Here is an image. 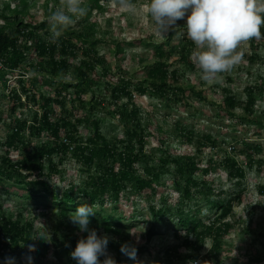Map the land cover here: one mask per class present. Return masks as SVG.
Masks as SVG:
<instances>
[{"label":"trees","instance_id":"obj_1","mask_svg":"<svg viewBox=\"0 0 264 264\" xmlns=\"http://www.w3.org/2000/svg\"><path fill=\"white\" fill-rule=\"evenodd\" d=\"M29 4V0L17 3L12 0L0 5V90L1 97L11 102L6 118L11 119L17 109L29 104L37 106L39 111L33 113L29 121L25 118L10 121V132L0 141V187L9 197V189L17 187L13 197L19 199L17 208L21 210L16 216L0 213L1 262L4 264L17 255H25L27 249L42 257L43 253L38 249L45 250L47 246L40 242L31 222L21 219L23 211L34 207L54 211L50 247L60 264H76L69 253L80 238L70 234L69 217L80 204H88L96 210L89 217L91 229L101 230L109 238H118L107 245V249L116 254L114 260L118 264L124 239L143 218L137 210L141 207L140 202L146 203L144 209L149 216L147 239L157 235L158 227L170 226L177 239L180 231L184 233L182 243L194 253L186 259H195L205 241L210 239L211 250L204 259L212 258L218 262L221 240L232 229V224L225 220L232 213L234 201L240 203V192L235 191L237 194L233 198L228 197V192L216 189L213 182L204 178L217 165L240 189L246 170L258 163L254 156L263 150L258 142L249 143L234 136V145L227 152L220 148L225 140L218 141L210 132L196 133L194 124L201 118V122L210 120V126L220 129L232 127L236 131L235 127L240 125L258 130L261 124L252 115L257 99L264 92L260 77L258 84L244 87V100L223 88L219 105L207 102L201 91L176 86L182 79L176 64L187 70L194 69L191 58L194 45L182 34L184 23L180 22L158 42L110 41L113 54L117 56L123 54L125 47L140 44L146 52L153 54L155 61L142 67L144 76L141 80H133L118 68L117 80L107 82L104 78L111 71L105 57L98 52L104 42L95 38L96 25L88 21L94 9L101 10L100 0H87L84 3L87 14L79 18V26L63 30L56 43L49 42L47 20L24 22L29 15ZM261 31L264 33V28ZM177 37L182 39L172 45ZM249 43L253 52L246 59L252 65L261 59L255 51L264 47V39H253ZM71 60L76 63L72 64ZM65 76L72 79H63ZM12 78L17 88L8 87ZM40 88H53V95L38 93ZM133 92L155 99L166 110L184 108L185 124L176 121L173 125L177 135L188 144L198 136L195 150L198 154L202 153V147L211 146L218 148L223 158L219 162L209 159L201 168L191 155L176 156L164 148L157 155L147 153L145 127L140 123V109L133 100ZM194 101L201 106H192ZM236 110H241L243 115L235 114ZM100 111L117 117L122 127L121 136L106 139L102 131L105 120L98 116ZM260 116L264 120V111ZM225 122H228L227 126ZM81 128L87 130V134L83 135ZM252 135L260 136V132L254 131ZM11 152L20 158L13 161ZM236 155L245 158L244 166L235 159ZM72 160L80 165L83 178L79 186L69 182L56 191L55 178L63 179V167ZM167 179L177 193V200L171 205L161 197L155 203L158 189L167 186L163 182ZM125 206L134 207L129 217L122 209ZM211 212L214 216L206 219L204 214ZM59 233L63 236H58ZM133 249L137 256L148 251L141 246ZM163 254L164 264H172L173 258L177 257L169 249Z\"/></svg>","mask_w":264,"mask_h":264},{"label":"rangeland","instance_id":"obj_2","mask_svg":"<svg viewBox=\"0 0 264 264\" xmlns=\"http://www.w3.org/2000/svg\"><path fill=\"white\" fill-rule=\"evenodd\" d=\"M12 0H0V5L3 2H11ZM87 0H84L86 3ZM17 3L19 0H13ZM101 10L94 9L89 17V23L96 25L95 38L102 40V45L98 48L99 55H103L107 62L108 68L111 71L104 79L107 82H115L119 76V71L126 76L131 77L133 80H141L143 78L142 67L151 65L155 59L153 54L146 52L140 44L137 47H125L123 54L117 56L113 54V48L110 45V41L126 40H153L155 42L163 40L165 37H158L152 31L148 23V18L144 11V3L147 0H136L135 3L138 6V13L136 15H129L122 9L118 8L114 0H100ZM28 16L25 17L24 22H38L40 20H47L48 14L58 7L59 0H29ZM184 23L183 20L177 23ZM79 18L70 27L79 26ZM49 31L50 28L48 27ZM182 37H177L171 42L172 45H177ZM195 47V46H194ZM194 49V48H193ZM240 50L243 52V61L231 72L224 73L219 83L207 84L199 79L197 69L194 66L193 70H187L182 67L181 64H176L182 74V79L176 86H180L184 89L193 88L195 91H201L202 95L206 98L207 102L215 104H221L223 88H227L241 96L244 100L245 93L244 87L252 85L262 80V86H264V47H260L257 54L261 56L260 61H256L254 64H250L246 56H249L252 51V47L249 42L242 43ZM79 59V58H77ZM174 60V59H172ZM171 60V61H172ZM72 64L76 63V60H71ZM30 73L33 72L29 70ZM63 79H72L71 76L62 77ZM261 82L259 84H261ZM8 87H16L15 80L9 79ZM103 88V87H102ZM264 88V87H263ZM9 92V89L6 91ZM38 93L45 95H53V88H40ZM0 90V141L10 132L9 122L12 120H22L23 118L28 121L31 120L33 113L39 112L37 106L27 105V107L17 109L11 116V119L6 118V114L9 113L10 103L8 100L1 97ZM105 96L108 94L104 91ZM133 94V100L137 107L140 109V123L145 127V138L147 153L157 155L160 153V149L164 148L175 154L176 156L191 155L196 158L200 163V167L203 168L207 164V160L212 159L215 162H219L223 158V153L218 148L211 146L202 147L201 154L196 152L197 140L200 137H196L192 144H188L182 137L177 135L174 130V123L181 121L185 124L184 108L178 107L179 110H166L161 108V105L155 99L149 97H140L136 93ZM107 98V97H106ZM85 99H89L88 96ZM23 100V99H22ZM192 106L197 107L201 104L197 101L193 102ZM106 105V104H105ZM69 107V105H67ZM264 111V92L262 97L257 99L256 106L254 107V116L261 124L259 129L250 127L245 129L238 125L234 131L232 127L217 128L210 126V120L204 119L201 122V118L196 119L195 130L196 133L210 132L215 135L218 141L225 142L220 145L221 149H226L227 152L232 143V137H240L248 141L249 143L258 142L263 152L254 156L258 163L253 164L251 169L246 170V177L243 181L240 189H237L236 182L229 180L226 171L216 165L208 175L205 176V180L213 182L214 187L220 188L228 192V197L233 198V195L237 194L235 191L240 192V203L236 204L234 201L232 213L225 220L232 224V229L221 240V248L219 251L218 262L209 258L204 259L211 250V240L207 239L203 250L198 254L195 259H186L187 256L194 253L182 243L184 233L180 231L179 239L174 236V230L172 227H158L157 235L151 239H147V231L149 228L148 213L144 207L146 203L140 202L142 207H137L139 213L143 215L141 221L136 222L137 226L132 228L128 234V237L124 239L123 245H128L132 249L134 247H144L147 252L140 255H135V259H132L125 255H121V262L118 264H164L163 251L166 249L171 250L177 257H174L172 264H264V120L260 114ZM169 113V115H165ZM235 114L242 116L241 110H236ZM99 117H103L105 124L103 126V134L107 140H112L122 135V127L117 117L108 116L105 111L98 113ZM215 122V120H212ZM228 125V122H225ZM259 131L260 136H253L252 132ZM83 135L87 134V130L81 128ZM44 138V135L41 136ZM1 154V150H0ZM10 156L13 161H16L20 156L11 152ZM235 159L239 164H245V158L242 155H236ZM78 163L68 162L64 165L65 173L63 179L55 178L54 183L55 190H60L66 183L73 182L75 186H79V181L83 178L79 171ZM60 169V168H59ZM200 177V175H198ZM167 184L166 187L158 189V193L155 197V203L159 198H166V202L173 205L176 202L177 193L175 189L170 187L168 179L163 181ZM6 186V185H5ZM7 190V188H6ZM17 192V187L12 186L6 194L5 189L0 187V213L6 212V214L16 216L21 210L18 209L19 199L13 197V194ZM58 193V192H57ZM231 194V196L229 195ZM131 205V204H130ZM125 211V216L129 217L132 210L131 206H125L122 208ZM95 210V209H94ZM99 210V209H97ZM206 219L214 216L213 212L205 213ZM23 221H30L33 225L34 231L37 234L38 239L42 244L47 246L45 250L39 248L40 253L43 255L40 257L39 253H35L32 249H27L25 255H17L8 261L11 264H60L56 255L54 254L53 247H50L53 238V227L55 225L54 211L37 209L34 207L27 208L22 213ZM91 229V227L89 226ZM70 234L79 236V238L86 237L87 233H82L72 223L69 225ZM98 236L105 235L101 230L96 231ZM58 236H63L59 233ZM50 237V241H49ZM118 238L111 237L109 242H115ZM38 251V252H39ZM108 256L115 259L116 254L106 249ZM104 256H101V261L104 260ZM65 259H63V262ZM7 262V261H6ZM0 264H3L0 260ZM6 264V263H4Z\"/></svg>","mask_w":264,"mask_h":264},{"label":"clouds","instance_id":"obj_3","mask_svg":"<svg viewBox=\"0 0 264 264\" xmlns=\"http://www.w3.org/2000/svg\"><path fill=\"white\" fill-rule=\"evenodd\" d=\"M114 3L129 15L138 13L135 0ZM143 7L151 31L158 37L166 36L179 26L178 21H184L182 34L195 46L192 62L199 79L207 84L219 83L224 73L243 61L242 43L264 39V0H147ZM86 14L84 0H59L47 18L49 42L56 43L63 30ZM95 213L92 205L80 204L70 214V222L87 235L77 240L69 255L76 264H116L106 252L109 237L98 236L89 228V217ZM121 252L135 259L130 246L122 245ZM101 256L105 257L103 261Z\"/></svg>","mask_w":264,"mask_h":264}]
</instances>
